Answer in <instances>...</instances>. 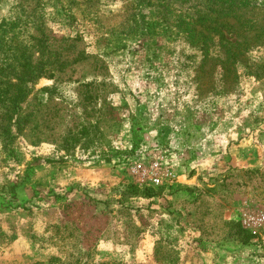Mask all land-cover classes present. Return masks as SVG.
Masks as SVG:
<instances>
[{
  "label": "rangeland",
  "instance_id": "obj_1",
  "mask_svg": "<svg viewBox=\"0 0 264 264\" xmlns=\"http://www.w3.org/2000/svg\"><path fill=\"white\" fill-rule=\"evenodd\" d=\"M248 211L264 0H0V264H264Z\"/></svg>",
  "mask_w": 264,
  "mask_h": 264
},
{
  "label": "built area",
  "instance_id": "obj_2",
  "mask_svg": "<svg viewBox=\"0 0 264 264\" xmlns=\"http://www.w3.org/2000/svg\"><path fill=\"white\" fill-rule=\"evenodd\" d=\"M132 175L144 186L169 187L177 182L171 159L165 151L150 150L145 159H140L132 168ZM241 222L245 228L253 232L258 231L264 226V213L244 212Z\"/></svg>",
  "mask_w": 264,
  "mask_h": 264
},
{
  "label": "crops",
  "instance_id": "obj_3",
  "mask_svg": "<svg viewBox=\"0 0 264 264\" xmlns=\"http://www.w3.org/2000/svg\"><path fill=\"white\" fill-rule=\"evenodd\" d=\"M191 132H192V133H197L196 130L191 131ZM231 134H232V133H231ZM229 135H230V134H229ZM226 139H227V141H229V140H230V137H228V138H226ZM205 146H206V145H205ZM214 146H215V145H210V146H208V147L206 146V147H203V148H204V149L207 148L208 151H211V150L214 148ZM233 149H235V148H233ZM199 150H201V148H199ZM235 150H236V149H235ZM239 150H241V149H239ZM239 150H236V151L239 152ZM247 154L249 155V153H246V154L244 155V158L246 157ZM249 156H250V155H249ZM249 156H247V158H249ZM195 159H197V158H195ZM191 160L193 161L194 158H193V159H190L189 161H191ZM189 161H187V162H189ZM187 162H186V163H187ZM196 162L198 163V161H196ZM146 237H147V236H146ZM142 241L145 242L146 239L143 238ZM183 258H184V257H181L179 263L177 262V264H183V263H184V261H183V263H182V259H183ZM145 259H146V258H144V260H145ZM148 259L151 260L150 264H153V263H152V260H153V259H152V258H149V257H148ZM154 262H155V261H154ZM137 264H142V259H141L140 257H139L138 260H137Z\"/></svg>",
  "mask_w": 264,
  "mask_h": 264
},
{
  "label": "trees",
  "instance_id": "obj_4",
  "mask_svg": "<svg viewBox=\"0 0 264 264\" xmlns=\"http://www.w3.org/2000/svg\"><path fill=\"white\" fill-rule=\"evenodd\" d=\"M174 185V184H173ZM173 185H171V186H173ZM171 186H169L168 188H170ZM162 188V187H161ZM167 188V187H166Z\"/></svg>",
  "mask_w": 264,
  "mask_h": 264
}]
</instances>
